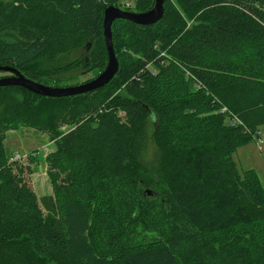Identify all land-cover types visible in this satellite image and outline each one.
Listing matches in <instances>:
<instances>
[{"label": "trees", "instance_id": "obj_1", "mask_svg": "<svg viewBox=\"0 0 264 264\" xmlns=\"http://www.w3.org/2000/svg\"><path fill=\"white\" fill-rule=\"evenodd\" d=\"M127 1L0 0V64L30 76L97 59L100 71L104 11H131ZM135 4L144 12L155 0ZM185 14L196 16L188 29ZM115 26L135 54L126 94L113 80L66 97L0 88V264H264V186L234 159L264 125V0H165L156 24ZM65 124L75 141L50 155L55 213L45 214L5 133L24 125L55 140ZM138 212L156 235L139 234Z\"/></svg>", "mask_w": 264, "mask_h": 264}, {"label": "rangeland", "instance_id": "obj_2", "mask_svg": "<svg viewBox=\"0 0 264 264\" xmlns=\"http://www.w3.org/2000/svg\"><path fill=\"white\" fill-rule=\"evenodd\" d=\"M130 1L134 4L132 7L130 6L131 11L141 12L135 6V0H128L127 2ZM186 15L187 19L185 24L183 23L182 27L188 29L192 27L196 16L185 14V16ZM118 29V26H115L113 28V32L116 37L115 46L117 47L115 48L120 62V72L108 86L110 89L114 88L116 90V94H126L124 89L128 87V83L125 81L124 73H126L130 66L129 62L127 61L129 56L131 54L135 56V54L132 47L119 44L126 36H129L131 33L124 34L123 32L118 31ZM183 33L185 32L183 31ZM107 60L100 71V65L97 63V59L93 61V64L88 66H86L84 63L74 64L64 71H58L57 69H51L49 71L50 68L45 69L43 67L41 69H31L30 76L27 75L26 72L21 69V67H19V70L25 76L35 81L45 84L49 83V85L51 84L52 86H56L55 84H52L53 82L56 83V80L53 79L54 76L56 74H62V77L59 78V84H57V86H72L84 84L97 77L106 68ZM33 74H36V76L33 77ZM11 75V73L0 71V78ZM51 79H53V81ZM105 88L103 91H106ZM16 95L18 98H22L20 92ZM130 95L134 96L133 94ZM155 127L154 121L151 120L147 129L148 144L143 156L144 164L147 165V167H151L153 165L157 156V150L153 140ZM256 135L257 137L254 136L253 139L237 149V151L234 153V159L237 161L241 171L249 168L255 169L264 186V125L257 128ZM260 139L262 140L261 142H259ZM74 141L75 126L72 124L63 125L61 127L60 136L55 140H52L47 132H43L37 128L24 125L11 127L5 133L4 145L8 155L11 161H13L17 171L25 177L29 185L32 187L34 194L45 214L55 213L54 191L49 178L50 155L62 144L70 145ZM145 196L149 199L153 197L152 193L147 191V188H145ZM136 224L137 230L141 236L145 235L150 237L156 235L155 232L150 230L151 225L148 223L147 217L143 215L142 212L137 213Z\"/></svg>", "mask_w": 264, "mask_h": 264}, {"label": "water", "instance_id": "obj_3", "mask_svg": "<svg viewBox=\"0 0 264 264\" xmlns=\"http://www.w3.org/2000/svg\"><path fill=\"white\" fill-rule=\"evenodd\" d=\"M165 15V0H155V5L144 12L127 11L118 6L110 5L104 11V36L107 47L108 61L106 68L94 79L80 85L72 86H52L35 81L25 76L19 69L12 65L0 64V71L10 72L12 75L0 78V88L8 86H20L35 94L48 97H66L95 91L109 84L120 69V62L116 54L113 41V23L118 19H126L139 25L156 24ZM92 43L87 44V51ZM149 193L153 192L147 189Z\"/></svg>", "mask_w": 264, "mask_h": 264}, {"label": "built area", "instance_id": "obj_4", "mask_svg": "<svg viewBox=\"0 0 264 264\" xmlns=\"http://www.w3.org/2000/svg\"><path fill=\"white\" fill-rule=\"evenodd\" d=\"M127 5L128 6H131V3L130 2H127ZM156 73V71H153V74H155ZM224 111V110H223ZM262 140L260 139V141L259 142H261Z\"/></svg>", "mask_w": 264, "mask_h": 264}, {"label": "bare ground", "instance_id": "obj_5", "mask_svg": "<svg viewBox=\"0 0 264 264\" xmlns=\"http://www.w3.org/2000/svg\"><path fill=\"white\" fill-rule=\"evenodd\" d=\"M130 3H131V2H130ZM131 5H132V4H131ZM126 6H128L127 3H126ZM128 7H130V6H128ZM8 73H10V72H8ZM222 111H223V110H222Z\"/></svg>", "mask_w": 264, "mask_h": 264}]
</instances>
